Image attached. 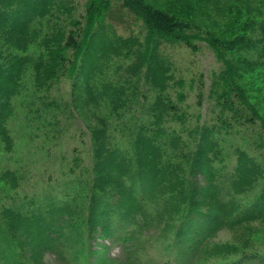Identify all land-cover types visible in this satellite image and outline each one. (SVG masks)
<instances>
[{"label": "trees", "instance_id": "16d2710c", "mask_svg": "<svg viewBox=\"0 0 264 264\" xmlns=\"http://www.w3.org/2000/svg\"><path fill=\"white\" fill-rule=\"evenodd\" d=\"M178 1L123 0V7L142 20L145 41L140 44L119 39L116 46H107V38L99 39L102 33L97 27H104L111 7L106 0H92L84 20H74L68 34L60 36L54 48L57 50L50 48L56 65L47 71L54 77L61 72L57 79L65 77V72L80 75L93 108L105 105L109 112L94 115L96 126L91 128L90 137L93 166L86 170L87 178L77 194L55 197L42 211H17L10 207L2 212L0 264H25L16 253L17 234L13 229L26 235L25 243L36 259L50 254L65 264H77L79 258H94L96 264H211L222 255L239 254L233 246L213 243L218 232L264 222V186L249 204L242 205L236 198L255 191L259 182H264V166L240 150L237 166L233 172L228 171L223 147L215 138L223 129L238 128L239 134H243L242 129L257 131L258 121L260 135H264V121L242 75V70L247 73L264 67V24L260 35L240 36L230 43L212 33L201 35L203 30L198 33L192 26L201 15L209 20L212 7L216 16L241 19L243 8L223 5L224 1H234L232 4L246 7L248 13L252 8L259 16L264 11V0L256 6L252 5L253 0H200L193 18L175 9L173 3ZM192 1L181 0L183 5ZM41 2L33 8L32 17L53 4V0ZM20 12L9 13L8 23L1 19L7 15L0 13V32L7 48L25 51L31 16L26 19ZM16 18L21 20L14 21ZM250 19L251 26L246 22L243 27L249 30L247 34L254 31L253 16ZM257 36H261V47L257 45ZM199 41L207 43L224 65L212 95L231 116H219L217 123L210 126L198 124L187 129L188 138H184L170 123L187 121L188 114L179 106L188 99L184 91L187 82L174 79L159 51L168 42L184 44L196 53ZM228 50H255L260 52V59L257 62L230 57ZM113 57L128 65H112L109 60ZM105 58L107 76L112 75L113 79L93 85L92 78L101 72ZM1 64L0 137L11 144L3 124L12 114L10 96L23 63L18 56L9 54ZM174 84L181 90L173 93ZM146 85L147 92H143L142 86ZM189 88L197 90L196 100L201 107L205 83L192 79ZM263 150L264 139L255 143L254 152ZM5 180L12 187L18 186L15 172H6ZM96 234L100 241L108 239L112 247H120V255L109 257L110 245L99 244L97 251L101 255L95 256L97 252H91L90 242ZM11 236L14 238L10 239ZM103 247L107 253L102 254ZM220 264H264V255L245 250Z\"/></svg>", "mask_w": 264, "mask_h": 264}, {"label": "rangeland", "instance_id": "374dc122", "mask_svg": "<svg viewBox=\"0 0 264 264\" xmlns=\"http://www.w3.org/2000/svg\"><path fill=\"white\" fill-rule=\"evenodd\" d=\"M45 0H0V13L6 14L1 19L10 22L9 13L14 11L23 12L27 19L32 15L33 8L44 3ZM110 4V12L104 27H97L101 31L100 38L104 41L107 38L108 45L116 46L119 39L125 41L139 42L143 44L146 38L145 26L142 20L137 19L132 13L123 7V0H106ZM200 0H193L190 4L180 1L173 3L175 9L183 12L188 17H195L194 10L199 6ZM224 1L223 5H232L243 8L241 19H229L216 16L210 10L209 20L201 15L192 23L195 31H202L201 35L212 33L216 37L220 36L227 43L235 41L238 37L249 35H260L261 27L264 24V11L259 16L252 12H246V7L238 3L232 4ZM259 0H253L252 5L256 6ZM36 3V4H35ZM34 4V5H33ZM92 0H53V4L43 8L33 14L29 22V43L25 51H17L14 48H7L0 32V66L9 54L18 56L23 66L19 69L17 83L14 93L10 96V107L12 114L5 119L4 127L11 138V144L0 137V219L2 212L6 208L14 207L17 211H42L44 207L55 197L61 199L68 194L74 196L81 190L86 178V170H91L94 161V154L91 142V128L96 126L94 115H105L109 110L105 105L94 109L85 94V85L80 75L70 76L65 72V77L57 79L59 74L54 77L52 72L55 63L53 62V52L57 49V43L62 33L68 34L71 30V23L74 20L83 21ZM17 8V9H16ZM228 8V7H226ZM16 9V10H15ZM236 10V7L233 9ZM253 13V14H252ZM22 16V14H18ZM254 31L250 34L248 29L243 28L246 22L249 27L253 23ZM24 18V19H25ZM21 20L20 18L14 19ZM23 20V19H22ZM227 24H231L228 27ZM195 33L194 31H191ZM100 33V32H99ZM104 34V35H103ZM105 37V38H104ZM261 36L256 37L258 43ZM100 41V43H101ZM198 52L194 53L191 49L181 43L170 44L165 42L160 48V55L167 66L170 67L174 79H184L187 86L184 91L188 94L186 103L179 105L185 114H188L187 121L181 123L179 120L171 121L170 125L175 128L184 138H188L187 129L200 124L201 126L213 125L217 123L219 116L230 118L228 111L219 106V103L212 95L214 84L218 82L217 76L221 74L224 65L217 58V53L205 42H197ZM50 48H53L52 54ZM10 51H9V50ZM14 50V51H12ZM234 51V50H233ZM228 50L230 57H241L259 62L260 52L252 50L249 53ZM3 59V60H1ZM105 58L102 70L93 76L92 84H103L112 75L107 76L109 69L106 68ZM113 64L128 63L123 59L113 57L109 60ZM97 64V62H96ZM111 68L110 70H113ZM124 73V70L121 71ZM242 75L248 82L249 94L252 102L257 106L261 119L264 121V67L256 68L254 71L242 70ZM54 78V79H53ZM192 79L205 83V100L200 107L197 104V90H190L189 85ZM147 87L142 86V91L147 92ZM181 89L174 84L171 91L175 93ZM155 96V95H152ZM201 117V120H199ZM256 130H243L239 134L238 128L235 131L221 130L215 134L216 140L223 147L226 155V169L233 172L237 166L238 152L240 150L248 152L254 156L264 166V150L256 153L255 143L264 139L261 136V122L258 121ZM113 124H117L114 121ZM237 132V134L235 133ZM217 136V137H216ZM238 147H241L239 150ZM263 149V148H262ZM261 149V150H262ZM79 162V163H78ZM15 172L19 179L18 186L12 187L5 180L6 172ZM255 191L251 190L244 195L237 196L242 205L249 204L256 198L264 182ZM114 202H116L114 200ZM17 234L16 253L25 264H65L63 260L55 258L50 254L39 256L38 259L31 256L30 248L26 245L27 240L24 233ZM14 237L11 236L10 239ZM213 243L228 244L239 249V254L243 251H253L264 255V222H258L250 227L225 229L216 234L212 239ZM100 245H110L109 257L117 258L120 255V247H112L110 241H100L98 234L93 235L90 242L91 252H97L95 256H100L97 250ZM107 250L102 248V254ZM151 253L160 259L156 251ZM238 254V255H239ZM83 255V254H82ZM237 254L222 255L211 264H220L234 259ZM107 258V256H104ZM77 264H96V260L79 258Z\"/></svg>", "mask_w": 264, "mask_h": 264}]
</instances>
